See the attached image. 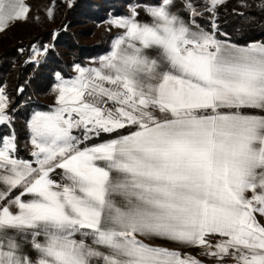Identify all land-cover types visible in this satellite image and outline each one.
Here are the masks:
<instances>
[{
    "label": "snow or ice",
    "instance_id": "1",
    "mask_svg": "<svg viewBox=\"0 0 264 264\" xmlns=\"http://www.w3.org/2000/svg\"><path fill=\"white\" fill-rule=\"evenodd\" d=\"M227 2L111 18L110 52L56 73L50 110L26 120L30 159L0 87V264H203L175 249L264 264V42L219 38ZM29 12L0 0V33Z\"/></svg>",
    "mask_w": 264,
    "mask_h": 264
},
{
    "label": "trees",
    "instance_id": "2",
    "mask_svg": "<svg viewBox=\"0 0 264 264\" xmlns=\"http://www.w3.org/2000/svg\"><path fill=\"white\" fill-rule=\"evenodd\" d=\"M55 2L57 7L52 22L56 30L46 28L31 36L27 42L29 49L17 44L3 49L0 54V87L4 88L11 101L8 111L14 116L15 133L21 134L23 130V125L17 121L25 123L32 112L44 110L38 100L55 83L54 73L68 77V64L84 66L87 59L103 54V45H87L83 42L92 34L93 29L87 26L99 25L109 15L122 16L129 5L144 4L150 0H72L71 7L58 0ZM246 2L249 6L242 8L239 6L241 0H232L219 9L220 31L227 33L226 36H220V39L240 46L264 42L261 0ZM46 45L49 46L48 53L43 61L38 64L29 62L30 47L42 48Z\"/></svg>",
    "mask_w": 264,
    "mask_h": 264
},
{
    "label": "rangeland",
    "instance_id": "3",
    "mask_svg": "<svg viewBox=\"0 0 264 264\" xmlns=\"http://www.w3.org/2000/svg\"><path fill=\"white\" fill-rule=\"evenodd\" d=\"M55 1L56 0H25V3L30 7V12L28 13L27 20L25 22L15 23L13 26H10L4 33H0V54H1L3 49L9 48V46H13V45H17V44L23 45L24 47H27V49H29V45H27V42L31 38V36H33L34 34H36L38 32H41L42 30H44L46 28L47 29H53V31L56 30V28L52 22L54 15L50 19L48 14H47L49 8H53L54 10H56L57 6H56ZM58 1L60 3L66 4L68 6L72 0H58ZM229 1H232V0H228V2ZM58 6H59V4H58ZM181 7H182L181 0H176V6H175V8L172 9V11H174V12L179 11L181 9ZM198 10L202 11V9H198ZM129 14H130L129 13V7H126L125 8V14L122 16H128ZM114 17H120V16L109 15L103 21V23H101L99 25L90 24L89 26H87L88 29L91 28L93 30H92L91 36L83 39V42L87 43V45L88 44H93V45L101 44L105 47V51L103 52V54H100L97 57L93 56L90 59H87L84 62V66H82V67L96 66V61H98V59L100 57L107 55L110 52L113 39L117 35L121 34V32H122V30L112 28L109 25L108 21ZM138 19L143 22L147 18L145 17L143 12L141 11ZM198 21L202 25H206V23H207L206 18L205 19L198 18ZM45 47H49V46L46 45ZM34 48H35L34 46L30 47V55L28 56V57H30V59L32 57ZM44 57L45 56H43L41 58L40 62L43 61ZM68 59H70V58H68ZM74 65L75 64L71 63V64H68L66 66V71H67L69 76L64 77V78H72L76 75V73L73 70ZM55 74L56 73L53 74L54 79H55ZM52 86L46 94L39 97L38 101L44 107V110H42V111L50 110L51 106L53 105L54 94L51 91ZM29 118H30V116H29ZM17 123L20 124L21 126L23 125V130H22L21 134L16 133V136L19 135L17 140L19 139V142H20V145L18 144V155L21 158L30 159L31 157L29 154L32 150V146L29 142L28 131L25 127V123H23L22 121H20V122L17 121ZM0 131H2V130H0ZM101 139H103V138H101ZM180 251H183L185 253H191L192 255L194 254V252L189 250V249H180ZM211 261H213V262H211L212 264H217L216 261H214V260H211ZM223 264H233V262L230 258H225V260L223 261Z\"/></svg>",
    "mask_w": 264,
    "mask_h": 264
},
{
    "label": "crops",
    "instance_id": "4",
    "mask_svg": "<svg viewBox=\"0 0 264 264\" xmlns=\"http://www.w3.org/2000/svg\"><path fill=\"white\" fill-rule=\"evenodd\" d=\"M146 242H147V241H146ZM162 246H166V247H169V248H174V246H173L172 244H170V243L164 244V245H162ZM175 250H180V249H175ZM189 250L193 251V252H194L193 255L196 256L197 259L203 261V264H212L211 262H213V261H211V260H209V259H207V258H205V257H203V256H199V255H198V252H197L196 249H189ZM224 263H225V262H224Z\"/></svg>",
    "mask_w": 264,
    "mask_h": 264
}]
</instances>
